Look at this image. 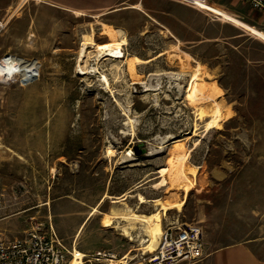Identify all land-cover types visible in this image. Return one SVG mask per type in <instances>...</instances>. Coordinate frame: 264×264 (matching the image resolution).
<instances>
[{
    "label": "rangeland",
    "instance_id": "374dc122",
    "mask_svg": "<svg viewBox=\"0 0 264 264\" xmlns=\"http://www.w3.org/2000/svg\"><path fill=\"white\" fill-rule=\"evenodd\" d=\"M198 4L0 0V58L37 66L0 77V239L52 228L72 250L96 206L80 254L138 264L172 222L203 229L192 264L264 261V18L236 0ZM120 38L116 59L78 56ZM133 212L154 214L153 229Z\"/></svg>",
    "mask_w": 264,
    "mask_h": 264
},
{
    "label": "built area",
    "instance_id": "2783aa9c",
    "mask_svg": "<svg viewBox=\"0 0 264 264\" xmlns=\"http://www.w3.org/2000/svg\"><path fill=\"white\" fill-rule=\"evenodd\" d=\"M264 18V0H242ZM19 75L14 71L12 76ZM203 229L198 224L167 223L162 227L156 248L141 256L138 264H192L206 256ZM69 256L77 257L79 264H100L116 261L117 255L107 250L80 254L68 249L55 231L50 228L31 227L23 235L0 239V264H69ZM126 259L120 256L119 260ZM125 262V261H124Z\"/></svg>",
    "mask_w": 264,
    "mask_h": 264
},
{
    "label": "bare ground",
    "instance_id": "6f19581e",
    "mask_svg": "<svg viewBox=\"0 0 264 264\" xmlns=\"http://www.w3.org/2000/svg\"><path fill=\"white\" fill-rule=\"evenodd\" d=\"M117 33H118V30H117ZM118 36L120 37V35H118ZM120 39L121 40L108 42L106 44H98V43H96L94 41L86 40L82 44L81 48L79 49V55L78 56H79L80 60L86 62L87 61V57L89 56L88 54L92 53L93 56L95 57L94 61H95L96 65H99L100 64L99 63L100 59H102L104 57H108V59H116L117 57L120 56L119 53L121 52V48H122L121 46H122L123 40L125 38H120ZM87 44H90V46H87ZM26 62H28V64H26ZM29 64H32V65H29ZM36 67L37 66H36V64L33 61H30V60H27V59H24V58H21V57H18V56L5 54V55H3L0 58V70H1L0 77L7 76L6 79L12 78L13 77L12 74H13L14 71H18L19 76L20 77H24L27 74H29L30 72H32V70H34ZM88 67H92V66L88 65ZM92 68H93L94 73L98 72L97 71V66H93ZM116 69H117V73H119L120 71L118 69V66H117ZM81 73L87 74V73H89V71L83 70ZM94 73H93V75H94ZM98 74H101V73L98 72ZM177 79H179V78H177ZM101 81L103 83H105L107 88L109 87V81H108L107 77L104 75V73L101 75ZM118 211L116 209L113 210L112 219L117 218L119 220L121 218V220L126 222L125 218L127 216H124L126 214L119 215ZM130 216H131V218L135 219L134 224H135V222L137 223L138 221H140L141 224H143V228L144 229H142V230H152L153 226L155 225L154 223H155V218L156 217H155L154 214H138V213L133 212L132 214H130ZM107 224L108 225H114L113 221H111V220L108 221ZM129 224L120 226L121 230L123 232H126L127 231V227L130 226ZM115 227H116V225H115ZM142 242L148 244V243H150V238L144 239V240H142ZM149 246L150 245L148 244L146 246V248H148ZM155 248H156V246H155ZM155 248H154V250H155ZM69 264H79V261H78L77 257H74V258L70 259ZM115 264H124V259L116 262Z\"/></svg>",
    "mask_w": 264,
    "mask_h": 264
},
{
    "label": "crops",
    "instance_id": "0c3cea01",
    "mask_svg": "<svg viewBox=\"0 0 264 264\" xmlns=\"http://www.w3.org/2000/svg\"><path fill=\"white\" fill-rule=\"evenodd\" d=\"M185 1V0H184ZM188 3H191V4H194V5H199L198 4V0H186ZM236 1H239V2H243L245 5H247L249 8H250V11L252 12L253 11V9L247 4V3H245L244 1H242V0H236ZM136 9H138V7L136 6L135 7ZM81 14V13H80ZM253 14V17L255 16L256 17V15H255V13L253 12L252 13ZM107 43V42H106ZM96 206H93L92 208H91V211H89L87 214H86V216H84V218H82L81 220H80V222H78V224H77V226H76V228L74 229V231H73V234H72V237H73V239H72V244H71V246H73V247H75L76 245H77V239H78V235H79V232L81 231V228L83 227V225H84V223H85V221L96 211V208H95ZM95 209V210H94ZM94 210V211H93ZM62 240H64L63 238H61ZM246 255H247V252H246ZM250 261H248L247 262V264H264V261H262V262H260V261H258L256 258H254V257H250V259H249Z\"/></svg>",
    "mask_w": 264,
    "mask_h": 264
},
{
    "label": "water",
    "instance_id": "95a60500",
    "mask_svg": "<svg viewBox=\"0 0 264 264\" xmlns=\"http://www.w3.org/2000/svg\"><path fill=\"white\" fill-rule=\"evenodd\" d=\"M140 146H143V142H139L136 146L133 147L135 155H139L140 153L145 152V149L139 148Z\"/></svg>",
    "mask_w": 264,
    "mask_h": 264
}]
</instances>
